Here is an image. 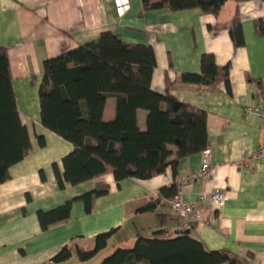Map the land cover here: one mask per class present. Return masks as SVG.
<instances>
[{"label": "crops", "instance_id": "obj_1", "mask_svg": "<svg viewBox=\"0 0 264 264\" xmlns=\"http://www.w3.org/2000/svg\"><path fill=\"white\" fill-rule=\"evenodd\" d=\"M237 11L246 40L240 47L228 28H210L229 22ZM259 18H264V0H228L218 16L199 8L144 11L142 0H0V46L8 50L18 110L32 144L31 153L11 166L10 179L0 185V264H46L66 245L92 249L96 235L112 229L115 233L104 250L132 247L139 233L153 236L164 229L168 236L175 235L185 230L184 221L172 211L170 199L163 198L152 211H138L174 181L205 218L192 233L207 248L235 253L241 264H264V157L256 156L264 145V118L246 112L248 106H259L264 115V37L255 30ZM104 31L120 34L127 43L152 46V89L169 90L207 111L208 147L218 164L210 176L181 183L201 166L202 151L181 159L176 175L168 166L149 179L117 182L110 172L77 185L66 183L63 189L58 186L53 164L63 173L62 159L75 146L42 124L39 84L44 61ZM206 53L214 55L219 67L230 63V88L223 80L210 87L180 81L183 72H201ZM116 111L117 98L110 96L104 120H113ZM147 116L146 109L138 110L142 129ZM102 185H108L109 192L94 200L91 213L77 200L67 220L41 228L38 211L54 209ZM216 188L227 194L219 210L210 199L199 200ZM75 256L74 251L60 264Z\"/></svg>", "mask_w": 264, "mask_h": 264}, {"label": "trees", "instance_id": "obj_2", "mask_svg": "<svg viewBox=\"0 0 264 264\" xmlns=\"http://www.w3.org/2000/svg\"><path fill=\"white\" fill-rule=\"evenodd\" d=\"M228 0H142L143 10L169 7L172 10L199 8L219 15ZM242 1V0H237ZM212 30L228 28L236 47L245 45L242 20L237 11L229 22H218ZM256 33L264 37V18L255 21ZM156 55L150 45L125 42L120 34L104 31L97 39L77 48L64 50L44 61L39 84L42 124L63 135L75 148L62 159L64 172L54 163L58 186L77 185L112 172L117 182L128 177L149 179L171 166L177 174L179 161L208 147L207 111L181 101L167 90L151 87ZM230 63L219 67L213 54H203L201 72H183L180 81L210 87L221 80L230 88ZM117 98L113 120L103 118L106 101ZM148 111L146 128L138 123V110ZM45 145L43 136L39 137ZM30 133L22 122L12 82L6 47L0 46V185L10 179V168L31 153ZM173 156V158H172ZM42 177L45 175L42 172ZM109 192L99 186L67 200L58 207L38 211L43 230L70 217L75 201L93 211L94 200ZM179 194L174 181L159 190L157 199L141 206L139 212L154 210L163 198ZM191 227L168 236L164 229L153 236L138 234L132 247H117L99 264H241L226 249H209ZM112 229L95 237L94 247L86 250L64 246L49 263L60 264L75 251L82 261L106 249Z\"/></svg>", "mask_w": 264, "mask_h": 264}, {"label": "built area", "instance_id": "obj_3", "mask_svg": "<svg viewBox=\"0 0 264 264\" xmlns=\"http://www.w3.org/2000/svg\"><path fill=\"white\" fill-rule=\"evenodd\" d=\"M39 1V0H33ZM247 113H256L262 115L261 108L259 106H248L246 108ZM257 157H264V145L260 147L258 152L256 153ZM218 167V164H214L212 161V149L207 147L203 151L202 164L199 169L194 172L192 175L187 177L186 179L181 180V183H186L190 179L198 180L203 177L210 176L213 171ZM168 179V177H166ZM227 198L226 191L223 188H216L214 191L208 193H202L199 196V200L201 202H206L210 199V203L212 206L219 210L225 205V201ZM170 206L172 211L179 217L183 218V229H190L191 227L205 223V218H203L202 214L196 209L193 203L186 200L181 193H179L176 197L170 200Z\"/></svg>", "mask_w": 264, "mask_h": 264}, {"label": "rangeland", "instance_id": "obj_4", "mask_svg": "<svg viewBox=\"0 0 264 264\" xmlns=\"http://www.w3.org/2000/svg\"><path fill=\"white\" fill-rule=\"evenodd\" d=\"M112 252L113 250H103L88 261H82L79 257L75 256L68 264H99L105 256L111 254Z\"/></svg>", "mask_w": 264, "mask_h": 264}, {"label": "water", "instance_id": "obj_5", "mask_svg": "<svg viewBox=\"0 0 264 264\" xmlns=\"http://www.w3.org/2000/svg\"><path fill=\"white\" fill-rule=\"evenodd\" d=\"M185 232L190 233V229H186ZM46 264H52V263H46Z\"/></svg>", "mask_w": 264, "mask_h": 264}]
</instances>
